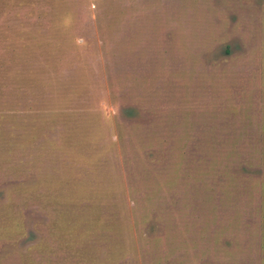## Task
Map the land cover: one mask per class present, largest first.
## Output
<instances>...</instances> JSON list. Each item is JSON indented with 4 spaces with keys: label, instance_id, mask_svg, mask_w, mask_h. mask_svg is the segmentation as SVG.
<instances>
[{
    "label": "rangeland",
    "instance_id": "374dc122",
    "mask_svg": "<svg viewBox=\"0 0 264 264\" xmlns=\"http://www.w3.org/2000/svg\"><path fill=\"white\" fill-rule=\"evenodd\" d=\"M0 264H264V0H0Z\"/></svg>",
    "mask_w": 264,
    "mask_h": 264
},
{
    "label": "trees",
    "instance_id": "16d2710c",
    "mask_svg": "<svg viewBox=\"0 0 264 264\" xmlns=\"http://www.w3.org/2000/svg\"><path fill=\"white\" fill-rule=\"evenodd\" d=\"M96 225V224H93V226Z\"/></svg>",
    "mask_w": 264,
    "mask_h": 264
}]
</instances>
